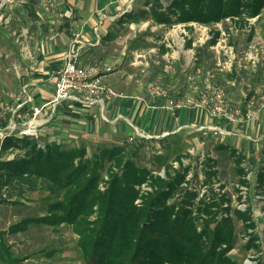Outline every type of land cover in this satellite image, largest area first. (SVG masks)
Returning a JSON list of instances; mask_svg holds the SVG:
<instances>
[{
    "label": "trees",
    "instance_id": "obj_1",
    "mask_svg": "<svg viewBox=\"0 0 264 264\" xmlns=\"http://www.w3.org/2000/svg\"><path fill=\"white\" fill-rule=\"evenodd\" d=\"M139 1L147 9L135 8ZM139 1L128 12L134 21L149 19L167 27L182 23L189 29L190 23L227 20L242 26L264 9V0ZM211 34L198 54L216 44L220 30ZM123 135L117 142L96 144L82 138L48 141L15 130L0 141V216H18L7 231L0 229V264H25L27 257L12 251L5 234L30 225L70 227L85 264H240L229 254L235 220L246 232L244 249H260L250 209L232 205L226 193L210 185L218 172L213 158L205 159V176L197 187L195 174L188 177L190 166L183 162L189 153L177 147L176 139L163 145L165 152L154 156L157 165L151 168L135 160L144 140L130 144ZM229 148L225 141L213 147ZM235 153L232 149L237 182L246 186L244 157ZM257 177L264 188V161ZM37 193L45 201L42 213L22 215L33 208L30 196Z\"/></svg>",
    "mask_w": 264,
    "mask_h": 264
},
{
    "label": "rangeland",
    "instance_id": "obj_2",
    "mask_svg": "<svg viewBox=\"0 0 264 264\" xmlns=\"http://www.w3.org/2000/svg\"><path fill=\"white\" fill-rule=\"evenodd\" d=\"M30 1L32 0H0V104L11 105V100L22 87L17 73L20 74L23 68L18 65L23 54L20 48L24 34L20 35L19 30L27 25V20L19 15V11L28 6ZM134 1L137 0H129L127 11L132 9ZM135 8L147 9V6L139 1ZM189 25L190 29L182 23L167 27L152 21L136 22L132 19L126 22L125 26H120L121 30L116 33L114 38L116 42L113 43L119 49L126 45L125 67L127 70H133L134 81L136 79V83H141L145 88L148 81L157 77L167 89L168 99H174L175 96L180 97L182 94L197 98L199 92L212 97L207 88L208 85H214L223 88L225 92L226 112L239 111L229 119L223 115L212 118L205 111L198 109L203 114L198 121L196 120V125L209 122V125L220 126L218 128L230 133L204 134L201 131L190 130L191 133H182L185 138L175 139L178 142L177 147L182 152L189 153L183 158V162L190 166L187 176L195 174L193 184L197 187L200 185L205 176L204 161L208 157L213 158L218 172L210 185L215 191L226 193L232 205L249 208L251 211L255 223L252 232L258 236L260 249H244L246 232L244 233L242 223L235 220L237 232L234 247L229 252L230 256L237 259L240 264L264 262V188L257 184V171L264 161V9L259 16L247 19L242 26L230 20L208 25L199 23ZM215 29L220 30L216 44L198 54ZM188 39H192L189 47L186 46ZM162 48L167 50L161 52ZM130 49L135 51L131 52ZM201 58L205 59L202 64L198 62ZM129 60H133L135 64L128 66ZM26 66L24 63V67ZM189 77L193 78L197 85L194 90L188 87ZM213 102L214 99L211 100V103ZM185 129L190 128H183ZM249 136L255 140L251 141ZM167 137L169 136L145 139L135 157L136 162L155 168L157 163L154 156L165 152L161 140ZM93 140L96 144L111 143L109 139L97 136ZM125 140L128 142L127 137ZM217 141H225L230 147L229 150L223 152L213 149ZM139 142L140 140H136L128 143ZM168 142H172L171 139ZM232 149L244 157L242 166H249L254 170L249 177L244 175L248 180L246 186H240L237 182L239 175L234 156L231 155ZM159 171L161 173L162 169ZM30 197L32 200L29 204L34 206L30 211H24L22 215L42 213L45 207L42 194L37 193ZM17 219L18 216L2 214L0 229L7 231L9 223ZM5 238L14 253L20 257H27L24 259L25 264H85L77 251V236L65 224L57 228L30 225L24 231L6 233ZM49 251L50 255L47 254Z\"/></svg>",
    "mask_w": 264,
    "mask_h": 264
},
{
    "label": "crops",
    "instance_id": "obj_3",
    "mask_svg": "<svg viewBox=\"0 0 264 264\" xmlns=\"http://www.w3.org/2000/svg\"><path fill=\"white\" fill-rule=\"evenodd\" d=\"M30 2L19 11L27 25L19 30V34L24 36L20 48L23 54L18 66L23 68L17 75L19 83L26 86L31 102L20 108L22 116L6 111L2 117L4 128L15 123L21 129L22 123L32 118L31 106L47 103L31 123L37 129L38 138L48 141L66 142L82 138L96 143L93 139L97 136L117 142L120 136L124 134L126 138L137 128L147 136L146 140L169 136L161 140L165 144L176 137L185 138L184 132L200 131L191 126L202 117L199 108L169 107L166 99L151 96L141 83L134 81L133 70L126 69V45L119 49L113 42H116L114 38L121 30L120 26L132 20L126 10L129 0H55L47 11L41 0ZM66 9H71L72 13L67 14ZM139 21L151 22L149 19ZM81 27L79 64L91 68L93 75L100 76L101 82L113 93L104 94L102 113L99 103L70 101L61 102L51 112L52 106L48 101L53 94L56 70L61 65L71 34ZM134 64L133 60L127 63L128 66ZM13 101L14 97L12 104ZM5 104H0V114ZM183 128L190 129H185L187 132Z\"/></svg>",
    "mask_w": 264,
    "mask_h": 264
},
{
    "label": "built area",
    "instance_id": "obj_4",
    "mask_svg": "<svg viewBox=\"0 0 264 264\" xmlns=\"http://www.w3.org/2000/svg\"><path fill=\"white\" fill-rule=\"evenodd\" d=\"M55 0H41L42 7L47 11L53 6ZM67 14H71V9H66ZM97 27H95V30ZM83 31L82 27L76 29L70 36L65 53L62 58L61 65L56 70L55 81H54V90L53 94L48 101V104L52 106V111L55 107L64 101L76 102V103H99L101 106V113L103 109V96L104 94H112L113 91L107 88L102 82L100 76H94L91 68L85 67L79 64L80 50L82 44L80 43V37L82 36ZM97 35V40H98ZM109 69V68H107ZM188 87L191 89L197 88L193 78L189 77ZM146 89L151 96L165 97L168 100V106L173 108H185L188 106L197 107L207 113L208 116L212 118H218L222 115L231 119L233 115L239 113L235 110L234 112L227 113L224 108V98L225 92L223 88L214 85H208V90L212 93V97L205 95L202 92L198 93V97L194 98L189 94H182L176 99H168L169 94L167 89H165L159 78H154L146 83ZM214 99V102L211 103V100ZM14 103L8 105L5 104L3 111L0 114V141L7 135L11 134L13 131L17 130L19 134H26L35 138H38V132L32 120L39 114L41 109L45 106L42 104L40 106H31L32 118L31 120L25 121L22 123V128L19 129L15 123H13L10 128H4L2 124V117L5 115V112L11 114H20V108L26 103L31 102V96L26 91V86H22L18 93L14 96ZM195 129L200 130L202 133L206 134L208 132L230 133L227 130L218 128L220 126H214L209 124L196 125L191 124ZM18 128V129H17ZM147 138L146 135L140 133L137 128H135L128 136L127 141L133 142L140 139ZM251 141H254L251 136H249ZM259 159V158H258ZM246 174L245 176L249 177L254 173V170L249 166H244Z\"/></svg>",
    "mask_w": 264,
    "mask_h": 264
}]
</instances>
